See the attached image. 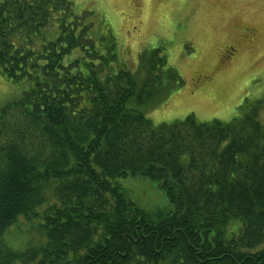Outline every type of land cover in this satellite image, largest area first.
<instances>
[{"label": "trees", "instance_id": "16d2710c", "mask_svg": "<svg viewBox=\"0 0 264 264\" xmlns=\"http://www.w3.org/2000/svg\"><path fill=\"white\" fill-rule=\"evenodd\" d=\"M91 32L67 0L0 2V75L26 84L0 107V264H264L256 109L153 125L139 107L183 82L163 47L130 69ZM135 178L166 207L130 199Z\"/></svg>", "mask_w": 264, "mask_h": 264}, {"label": "rangeland", "instance_id": "374dc122", "mask_svg": "<svg viewBox=\"0 0 264 264\" xmlns=\"http://www.w3.org/2000/svg\"><path fill=\"white\" fill-rule=\"evenodd\" d=\"M67 1L90 23L91 36L111 32L118 60L130 69L142 50L163 47L183 82L157 105L139 107L153 125L191 114L199 122L228 123L252 109L264 124V0ZM25 90L26 84L0 75V107ZM122 184L145 211L166 207L155 182L135 178ZM20 230L23 225L11 229L10 243L24 242Z\"/></svg>", "mask_w": 264, "mask_h": 264}]
</instances>
